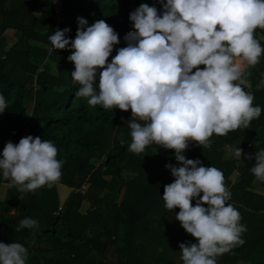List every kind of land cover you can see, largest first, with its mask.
Masks as SVG:
<instances>
[{
    "label": "trees",
    "instance_id": "trees-1",
    "mask_svg": "<svg viewBox=\"0 0 264 264\" xmlns=\"http://www.w3.org/2000/svg\"><path fill=\"white\" fill-rule=\"evenodd\" d=\"M141 3L162 10L157 0H60L62 21L56 22L48 0H0V95L8 103L0 113V153L6 143L30 135L53 142L57 159L64 161L60 180L35 192L10 187L0 172L5 186L0 242L25 246L26 264H183L179 244L197 243L175 219L179 208L166 209L162 198L164 186L175 179L165 165L182 166L174 150L149 145L140 154L130 152L131 110L93 107L88 98L76 96L70 45L53 50L49 40L65 28L66 37L74 39L78 17L88 26L104 20L119 37L110 63L116 50L127 46L124 36L134 31L129 14ZM7 31L13 32L9 46ZM254 36L264 47V30L257 28ZM248 71L251 89L246 91L254 96L253 106L261 107L260 117L247 129L214 134L208 147L189 142L183 152L186 159L223 172L231 192L227 203L247 228L241 235L245 243L218 257V264H264V194L252 189L264 191V182L250 171L254 154L264 149V87H257L264 79V53ZM236 147L242 149L240 158ZM60 185L69 189L62 202ZM83 202L88 208L80 212ZM24 218L36 220L38 227L17 231Z\"/></svg>",
    "mask_w": 264,
    "mask_h": 264
},
{
    "label": "clouds",
    "instance_id": "clouds-1",
    "mask_svg": "<svg viewBox=\"0 0 264 264\" xmlns=\"http://www.w3.org/2000/svg\"><path fill=\"white\" fill-rule=\"evenodd\" d=\"M157 2L162 4L160 13L141 3L129 14L134 31L124 36L127 46L117 49L110 63L119 37L104 20L88 26L78 17L74 39L66 37L65 28L49 40L53 50L70 45L67 59L74 64L71 78L79 85L76 96L88 98L93 107L131 110L126 121L130 152L140 154L149 145L174 150L182 166L165 165L175 179L164 186L162 198L166 209L179 208L175 219L197 240L179 244L181 260L218 264V257L245 243L241 235L247 228L240 223L239 211L227 203L231 192L223 172L186 159L183 152L189 142L208 147L214 134L247 129L260 117L262 109L253 106L254 96L246 89H251L248 69L264 53L254 36L257 28L264 30V0ZM257 87H264V79ZM7 107L0 95V113ZM57 154L53 142L29 135L18 144L4 145L0 172L20 192L51 188L60 180L64 164ZM234 155L240 158L242 149L236 147ZM254 161L250 171L264 182V149L254 154ZM34 227L36 220L24 218L16 230ZM27 257L28 249L20 243L0 242V264H26Z\"/></svg>",
    "mask_w": 264,
    "mask_h": 264
},
{
    "label": "rangeland",
    "instance_id": "rangeland-1",
    "mask_svg": "<svg viewBox=\"0 0 264 264\" xmlns=\"http://www.w3.org/2000/svg\"><path fill=\"white\" fill-rule=\"evenodd\" d=\"M13 32L12 31H7L6 32V38H7V41H6V43H7V46H9L10 44H11V42L13 41ZM26 137V136H25ZM228 156V155H227ZM230 179H232V176L230 177ZM4 189H5V186L4 185H2V186H0V194L4 191ZM254 191H256V192H258V193H260V194H264V191L263 190H261L258 186H256V185H254V187L252 188ZM58 195H59V199L60 200H62V201H64V199L66 198V195L69 193V189L68 188H66V187H64V186H58ZM85 202H83L82 204H81V206H80V212H84L85 210H86V206L87 205H85L84 204ZM242 264H247V263H242Z\"/></svg>",
    "mask_w": 264,
    "mask_h": 264
},
{
    "label": "built area",
    "instance_id": "built-area-1",
    "mask_svg": "<svg viewBox=\"0 0 264 264\" xmlns=\"http://www.w3.org/2000/svg\"><path fill=\"white\" fill-rule=\"evenodd\" d=\"M50 2L51 8L53 13L56 15V22L62 21L61 17L59 16L60 12V0H48ZM58 28L57 24L55 25V30ZM83 188H81L82 191ZM59 209V208H58Z\"/></svg>",
    "mask_w": 264,
    "mask_h": 264
},
{
    "label": "crops",
    "instance_id": "crops-1",
    "mask_svg": "<svg viewBox=\"0 0 264 264\" xmlns=\"http://www.w3.org/2000/svg\"><path fill=\"white\" fill-rule=\"evenodd\" d=\"M66 196H67V195H66ZM2 197H3V192L0 194V199H1ZM59 200H60V199H59ZM60 202H62V200H60ZM84 204L87 205L86 207L88 208V203L85 202ZM87 208H86V209H87Z\"/></svg>",
    "mask_w": 264,
    "mask_h": 264
}]
</instances>
